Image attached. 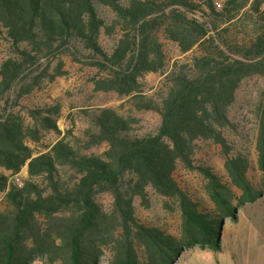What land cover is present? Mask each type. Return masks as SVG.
Segmentation results:
<instances>
[{
	"label": "trees",
	"instance_id": "trees-1",
	"mask_svg": "<svg viewBox=\"0 0 264 264\" xmlns=\"http://www.w3.org/2000/svg\"><path fill=\"white\" fill-rule=\"evenodd\" d=\"M216 3L0 0V39L10 46L0 60V168L27 173L21 185L0 173L7 203L0 211V264H96L107 246L109 264H172L184 249L220 250L222 220H236L227 200L232 192L210 168L195 166L194 155L198 143L216 145L230 183L242 192L240 202L260 195L246 177L248 156L230 144L226 131L240 84L264 76V0ZM101 35L117 36L111 51ZM161 35L181 54L195 52L189 64L174 62L165 70ZM64 58L97 71L95 90L124 96L136 112H155L156 130L139 135L134 116L111 108L85 115L88 126L80 135L58 129L59 105L28 109L26 121L14 111L18 101L64 75ZM149 73L163 79L147 96L140 79ZM251 109L264 176V88ZM44 131L59 138L35 153L27 141L38 143ZM178 164L207 180L219 216L179 188ZM147 188L176 204L181 236L137 221L134 201L145 202ZM103 193L112 200L109 212L96 201Z\"/></svg>",
	"mask_w": 264,
	"mask_h": 264
},
{
	"label": "rangeland",
	"instance_id": "rangeland-1",
	"mask_svg": "<svg viewBox=\"0 0 264 264\" xmlns=\"http://www.w3.org/2000/svg\"><path fill=\"white\" fill-rule=\"evenodd\" d=\"M220 2V0H217ZM109 14L106 15L108 19ZM201 16L200 14L197 17ZM117 36H100L103 48L111 51ZM163 44L166 67L169 71L174 62L189 64L194 51L181 54L174 43L166 37L160 36ZM9 45L0 39V60L9 55ZM64 75L56 77L51 83H45L43 88L34 91L18 101L15 112L23 116L26 121V112L31 108H39L47 105H59L61 117L57 121V127L63 134L66 130H72L73 134L80 135L88 126L85 115L94 113L102 108H111L124 115H132L137 119L134 128L139 135L153 133L159 125V116L152 111L136 112L126 103L124 96L115 92H102L94 89L92 80L98 76L95 69L72 62L69 58L63 59ZM56 62L51 64L54 68ZM163 76L160 73L145 74L140 82L143 83V91L147 96L157 93L160 89ZM264 88V76H253L245 79L236 91L235 102L229 113L231 127L226 131V137L230 144L241 150L248 156L249 169L246 173L247 180L254 190L261 191L254 200L240 202L242 192L234 187L224 168V157L219 148L209 142L198 143L194 155L195 166H206L217 176L219 182L229 188L232 195L227 196L229 206L236 215V220L230 217L222 220L221 231L217 234L220 250H229L235 257L236 264H264V184L263 173L258 169L257 156L254 149L256 135V121L251 113V105L260 90ZM59 135L52 131H44L38 143L27 141V144L35 153L44 151L48 146L57 141ZM104 150L101 147L93 153L100 154ZM0 173L7 177L8 181L23 183L27 177L24 167L16 175L0 168ZM174 178L179 188L191 199L198 200L199 208L213 212L215 216L220 213L210 200L207 192V180L196 170L190 171L181 164L177 165ZM146 200L134 201L135 215L140 225L159 230L166 235L181 236V216L176 204L163 198L151 188L146 189ZM5 192H0V211L7 207ZM104 211L109 212L112 200L108 193H103L96 198ZM103 253L96 264H109L111 259L110 248L103 247ZM139 261L143 262L144 253L137 245ZM200 250L197 247L184 249L172 264H180L190 254ZM219 251L214 252L215 254ZM31 264H44L34 261Z\"/></svg>",
	"mask_w": 264,
	"mask_h": 264
},
{
	"label": "crops",
	"instance_id": "crops-1",
	"mask_svg": "<svg viewBox=\"0 0 264 264\" xmlns=\"http://www.w3.org/2000/svg\"><path fill=\"white\" fill-rule=\"evenodd\" d=\"M180 264H236V262L229 250H221L216 254L210 251H191Z\"/></svg>",
	"mask_w": 264,
	"mask_h": 264
},
{
	"label": "built area",
	"instance_id": "built-area-1",
	"mask_svg": "<svg viewBox=\"0 0 264 264\" xmlns=\"http://www.w3.org/2000/svg\"><path fill=\"white\" fill-rule=\"evenodd\" d=\"M218 3H219V2H218ZM218 3H216V6H217V7H219V4H218ZM16 182H17L18 185H21V183H18V179H16Z\"/></svg>",
	"mask_w": 264,
	"mask_h": 264
}]
</instances>
